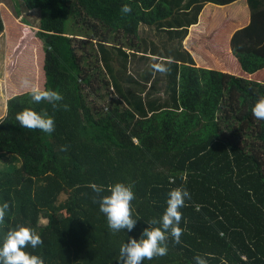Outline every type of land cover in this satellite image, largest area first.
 <instances>
[{
	"label": "trees",
	"instance_id": "1",
	"mask_svg": "<svg viewBox=\"0 0 264 264\" xmlns=\"http://www.w3.org/2000/svg\"><path fill=\"white\" fill-rule=\"evenodd\" d=\"M1 1L12 5L18 18L24 9L34 13L46 53L45 90L61 93L59 103L68 110L31 103L29 92L9 101L8 116L0 121V161L10 158L0 169V204L10 205L0 246L7 231L26 226L43 244L25 250L45 264H118L121 246L139 239L145 228L158 227L150 221L162 217L169 192L182 187L191 199L180 209V243L169 234L168 254L143 264H196L197 255L207 264H264V120L252 114L264 97V0H248L249 23L226 41L242 65L234 72L198 67L185 45L201 5L173 33L165 30L169 25H155L158 10H145L159 1L169 6L181 0ZM125 4L130 13L121 12ZM83 17L90 27L78 30ZM144 24L166 36L149 41L141 34ZM5 29L0 9V32ZM89 42L106 75L94 76L98 66H86ZM226 43L212 44L224 59ZM140 52L160 55L139 58ZM160 61H171L169 73L150 68ZM146 81H153V96L142 87ZM102 83L117 89L124 104L92 107L85 90L93 95ZM131 83L134 88L122 85ZM182 103L178 117L184 121H177L173 114ZM28 108L46 110L55 131L22 128L16 115ZM118 182L133 185L135 192L138 222L131 232L113 233L93 202L91 184L104 186L100 195H110L108 186ZM41 219L49 224L41 226Z\"/></svg>",
	"mask_w": 264,
	"mask_h": 264
},
{
	"label": "crops",
	"instance_id": "2",
	"mask_svg": "<svg viewBox=\"0 0 264 264\" xmlns=\"http://www.w3.org/2000/svg\"><path fill=\"white\" fill-rule=\"evenodd\" d=\"M221 1L181 0L180 3L169 5L173 11L167 4L162 1L161 4L159 1L152 8L146 9L145 11L156 12L158 10L155 25L159 23L169 25L172 28L165 30L177 33L184 28L179 29L178 26L187 24L188 18L194 17L197 8L201 5L197 23L189 27V33L185 38L186 47L195 56L198 67L216 69L223 72H234L237 68L242 67V65L238 62L239 60L236 54L232 52L226 41L229 43L237 30L249 23L251 11L248 0H232L224 4ZM5 4V2L0 0V9L6 28L5 31L0 32V73L4 69L8 86L0 77V121H3L8 116L9 101L11 99L30 92V89L22 86L23 80H30L34 86L42 90H45V87H41L46 80L43 69L46 57L43 42L37 37L36 33H30L32 29L30 25L19 22L17 18L13 17L14 15L11 16ZM183 13L185 14L184 17H182ZM22 29L24 30L22 31ZM35 30L38 31L39 29L35 28ZM165 32H161L156 26L151 28L147 24L141 27V34H148L151 39L149 41H155L156 43L164 39L166 36ZM224 40L226 43L224 44V53L227 56L225 59L218 52L215 45H212L213 43L218 44L224 42ZM98 42L96 41V44ZM107 42L112 41L107 40ZM127 50L129 53L135 52L130 49ZM209 50L210 53H207ZM215 54L219 55V58L212 56ZM144 55L157 57L160 53L151 52L150 54H146L140 52L139 58ZM40 58H42L43 62L42 76L40 74L37 80L35 79V73L37 65L39 64L40 67L42 65ZM10 59L11 61H9ZM4 61H6V67L5 65L3 66ZM11 63H13L12 67L10 66ZM42 79L43 83L41 82ZM2 88L7 90L6 93ZM181 106V111H175L173 114L177 121L183 120L180 118L182 117L183 103Z\"/></svg>",
	"mask_w": 264,
	"mask_h": 264
},
{
	"label": "clouds",
	"instance_id": "3",
	"mask_svg": "<svg viewBox=\"0 0 264 264\" xmlns=\"http://www.w3.org/2000/svg\"><path fill=\"white\" fill-rule=\"evenodd\" d=\"M131 7L125 4L121 12L130 13ZM155 61L156 58H153ZM167 63H171L168 61ZM164 61L153 62L150 68L154 73L167 74L170 68ZM22 86L30 89V102L34 104L48 103L54 110L63 107L68 110V105H60L64 99L63 95L55 90H42L34 86L30 80L22 81ZM252 114L257 120H264V97H261L252 109ZM16 120L22 128L29 130L39 129L44 133L51 134L55 131V120L49 116L46 110L37 112L31 108L17 113ZM62 150L66 151L67 147ZM90 187L97 194L93 197V202L99 203V210L107 218L109 229L113 232L127 230L131 232L138 222L133 218L132 201L136 198L133 191V185L118 182L110 185L107 191L110 195H100L105 191L104 186L91 184ZM191 199L190 192L182 187H177L169 192L167 207L162 217L152 219L151 225L158 227H147L143 230L139 239L131 238L120 248L118 264H143L145 260H152L156 257L166 256L168 254L167 240L169 234L175 243L179 244L184 229L180 227L183 213L180 211L186 206V200ZM10 205L8 202L0 204V226H4L8 215ZM43 244V240L32 228L20 226L15 230L7 231L6 237L0 246V264H45L41 256L32 254L25 249H36ZM196 264H207V260L197 255Z\"/></svg>",
	"mask_w": 264,
	"mask_h": 264
},
{
	"label": "rangeland",
	"instance_id": "4",
	"mask_svg": "<svg viewBox=\"0 0 264 264\" xmlns=\"http://www.w3.org/2000/svg\"><path fill=\"white\" fill-rule=\"evenodd\" d=\"M10 2H11V0H9ZM6 5V9L10 12V15L11 16H13V17H15V18H17L18 20H19V22H23V23H25L24 22V20L26 19V20H29L30 22H32V23H34L33 25H34V27L33 26H31L32 27V29L30 30V33L31 34H33V33H36L37 31L35 30V28H38L39 27V25H36L35 23L37 22V19H35V16H34V13L32 14V13H30V12H28L27 11V9H24V15L22 16V17H20V18H18L16 15H15V12L13 11V6L12 5H8V3H6L5 4ZM5 8V7H4ZM84 18V17H83ZM81 18V21H82V27H81V25L80 26H78V30H81V28H84L83 26H85L86 25V28H89L90 26H89V24L88 23H90V20L89 19H87V18ZM84 20L86 21V23L84 22ZM26 24V23H25ZM71 28H70V31L71 30H73V27H72V25L70 26ZM34 29V30H33ZM24 29H22V31H23ZM77 30V31H78ZM94 31H97L96 29L94 30ZM72 32V31H71ZM88 34H89V32L88 31H86ZM105 32H103L102 30H101V33L99 32V34H101V35H105L104 34ZM97 34H98V32H97ZM102 37H104V36H102ZM121 37V36H120ZM120 37H117V39L118 38H120ZM118 41V40H117ZM118 42H121V41H118ZM185 45H186V42H185ZM87 48H88V50H90L91 51V58H88L87 59V61H86V66H92V68H95L96 66H98V70L97 71H95V72H93L92 73V75H94V76H97L98 74H99V72H104L105 73V75H106V72L104 71L105 70V68H104V65H105V63L104 62H101V60H99L98 58H99V55H98V53H97V55H96V53L95 52H98V50H97V48H96V46H95V44H92L91 42H89V44H88V46H87ZM94 50H95V52H94ZM90 54V53H89ZM88 55V54H87ZM22 59H23V57H22ZM37 60V59H36ZM40 60H41V63H42V65H41V67L39 66V64L37 65V70H36V73H35V79H37L38 80V77H39V75L41 74V76H42V67H43V62H42V58H40ZM9 61H11V59L9 60ZM13 63H11L10 64V66L12 67L13 65H12ZM5 65V67H6V61H4L3 62V66ZM38 68H39V70H38ZM38 71H39V74H38ZM5 75H6V72H4V69H3V71L0 73V77L3 79L2 81H4V83H6V85H7V82H6V78H5ZM7 79H8V77H7ZM34 79V78H33ZM109 80V79H108ZM42 83H43V79H42V81H41ZM45 85H46V80L44 81V83H43V85H42V87L41 88H44L45 87ZM123 85V87L125 88V89H128L129 87H131V88H134V86L132 85V83L129 85V84H122ZM8 86V85H7ZM136 87H138V85L137 86H135V88ZM142 87H144V90H145V93L147 92L148 93V95L149 96H153L154 95V93H155V91H154V84H153V81H146V84H144ZM3 89V88H2ZM3 91L6 93V91L7 90H4L3 89ZM91 91V90H90ZM90 91H88V90H85V93H86V95H87V100H88V102H89V104L92 106V107H100V108H107L108 106H110L111 104H114V103H118V102H121L122 103V100H121V98H119L118 99V97H120L119 95H117L116 94V92H117V89H113L112 87H111V89L110 90H108V87L104 84V83H102L101 85H98L97 86V89H96V91H95V93L93 94V95H90L89 94V92ZM162 92V91H161ZM163 93V92H162ZM164 95V94H163ZM154 97H156V96H154ZM122 104H124V103H122ZM106 111V110H105ZM8 159H10L9 157H7V158H5L4 160H2V161H0V169H2L4 166H6L5 165V160H8ZM40 224H41V226H46V225H48L49 224V219H41L40 220Z\"/></svg>",
	"mask_w": 264,
	"mask_h": 264
}]
</instances>
